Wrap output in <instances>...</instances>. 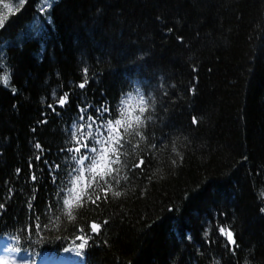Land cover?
<instances>
[{
  "label": "trees",
  "instance_id": "trees-1",
  "mask_svg": "<svg viewBox=\"0 0 264 264\" xmlns=\"http://www.w3.org/2000/svg\"><path fill=\"white\" fill-rule=\"evenodd\" d=\"M49 2L54 7L42 16L43 0H0L7 28L0 34V68L12 73L10 86L0 83V239L26 258L24 249L70 245L83 227L94 240L87 264H212L209 256L220 264H264L258 198L264 189V0ZM84 68L90 83L80 89ZM161 82L174 94L150 129L157 145L151 164L122 181L127 195L99 207L85 202L74 224L59 209L41 215L59 190L44 160L63 165V131L77 106L115 103L136 86L158 91ZM53 91L69 92L65 108H48ZM38 154L43 160L34 159ZM29 201L39 222L49 224L39 233L28 231L36 223ZM93 219L109 221L99 236L91 233ZM205 220L213 233L214 222L234 225L235 255L223 250L218 235V243L204 244ZM14 235L21 239L12 241Z\"/></svg>",
  "mask_w": 264,
  "mask_h": 264
},
{
  "label": "snow or ice",
  "instance_id": "snow-or-ice-1",
  "mask_svg": "<svg viewBox=\"0 0 264 264\" xmlns=\"http://www.w3.org/2000/svg\"><path fill=\"white\" fill-rule=\"evenodd\" d=\"M21 5L26 0H20ZM54 5L49 0H43L37 11L43 16L50 14ZM166 30L172 32L173 28L167 26ZM7 28L3 20H0V34L6 32ZM183 41L184 37H178ZM10 66V65H9ZM4 74L0 76V83L4 86L11 84V72L0 68ZM84 77L78 83L80 89H84L90 81L87 79L89 69L84 68ZM130 87H132L130 85ZM174 88L175 85H171ZM163 82L159 85L158 91H148L147 87L142 89L139 86L132 87V91L123 93L117 98L115 103L105 100L103 103L83 102L77 106V115L72 119L68 126L64 129L63 135L65 140L63 146L59 149L62 154L63 165L61 163L50 162L44 160L48 166V179L51 180L53 186H59V190L55 191L57 200L52 204L45 205L41 215L59 209L69 222L75 223L76 213L82 211L85 202L93 207H99L100 204L107 202L113 198L120 199L127 195V190L122 186V181L127 182L135 174L136 170L145 169L151 164V157L154 155L157 145L152 143L155 132L150 130L154 127L159 119V112H167L166 105L171 99V95L164 90ZM13 93L17 92L15 87L11 88ZM191 91H195L194 88ZM56 97L54 103L48 104L50 110L55 111L56 107L65 108L69 103V92L65 91L57 96L56 92L51 93ZM193 124H198L199 119L196 116L191 118ZM37 123L46 124L47 121L41 119ZM35 131V129L33 130ZM143 145V147H141ZM34 148L44 150L43 145L36 141ZM173 152H177L175 147ZM129 156L134 159L129 163ZM35 160H43L41 155H36ZM182 160L183 157L181 156ZM244 159H247L246 157ZM172 165L177 164V160H171ZM36 165L30 164L29 168ZM63 170V178L61 172ZM16 173H21L22 169L17 168ZM122 173H124L122 175ZM29 179L35 184L39 177L35 171L30 172ZM149 180L152 177H148ZM12 192V189H8ZM186 194L185 199L188 198ZM258 198L264 202V189L258 193ZM36 196H32L35 200ZM5 204L0 203V209H4ZM27 208L32 212V218L36 221L34 224L28 225L29 234L32 232L39 233L42 228H48L49 224H41L40 215H36V206L29 201ZM175 210V209H170ZM260 212L264 213V207L260 208ZM227 215V213H222ZM59 220V217H56ZM109 223L108 220L97 222L95 219L90 221L91 233L99 236L102 229ZM215 223V233L211 231L209 221L205 220L201 225L204 244L212 245L218 243L213 239V235L223 238L222 248L230 255H235L239 250V242L234 225L225 227L219 222ZM56 227V225H53ZM79 234L74 236L73 242L68 245L53 246L48 251H32L27 257L17 259L14 253L21 252V248L14 244H6L0 256V264H87L83 259L87 255L90 243H94L92 236L84 231L83 227L78 229ZM12 241H19V235L11 236ZM57 239H61L57 237ZM187 239L191 240V234L187 235ZM105 244L108 241H104ZM47 247V245H45ZM81 258L79 261L76 258ZM212 264H220L212 256H209Z\"/></svg>",
  "mask_w": 264,
  "mask_h": 264
},
{
  "label": "rangeland",
  "instance_id": "rangeland-1",
  "mask_svg": "<svg viewBox=\"0 0 264 264\" xmlns=\"http://www.w3.org/2000/svg\"><path fill=\"white\" fill-rule=\"evenodd\" d=\"M4 255V252L2 250V247H1V244H0V256H3ZM15 255V254H14ZM17 257V255H15ZM18 258V257H17Z\"/></svg>",
  "mask_w": 264,
  "mask_h": 264
}]
</instances>
